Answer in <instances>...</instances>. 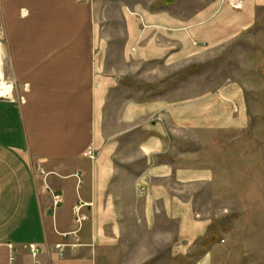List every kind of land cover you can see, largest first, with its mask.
<instances>
[{"label": "crops", "instance_id": "1", "mask_svg": "<svg viewBox=\"0 0 264 264\" xmlns=\"http://www.w3.org/2000/svg\"><path fill=\"white\" fill-rule=\"evenodd\" d=\"M0 28L13 86L0 98V264H189L193 250L220 264L205 203H236L238 187L264 202V0H0ZM242 43L243 78L213 92L126 95L137 67L183 69ZM224 235L234 257L264 251L263 226Z\"/></svg>", "mask_w": 264, "mask_h": 264}, {"label": "rangeland", "instance_id": "2", "mask_svg": "<svg viewBox=\"0 0 264 264\" xmlns=\"http://www.w3.org/2000/svg\"><path fill=\"white\" fill-rule=\"evenodd\" d=\"M149 0H145L148 2ZM163 1V0H160ZM178 1V0H176ZM221 1V0H220ZM188 3L193 7L200 4L203 0H182V3ZM4 36L0 28V49L2 50V71L4 68ZM245 54V46L229 48L225 47L209 59L203 62H192L183 69L160 68L159 70H151L148 66L137 67L138 75L130 76L126 80L130 90L126 91L127 97L142 102L154 99H169L170 101H183L207 94L216 90L220 85L229 79L243 78L240 69ZM4 74V71H3ZM4 79L5 74H4ZM9 82L8 80H6ZM11 83V82H10ZM12 84V83H11ZM133 87V88H131ZM255 132H264V125H255ZM239 175V174H238ZM239 182V181H238ZM246 190L248 194H246ZM260 189H244L237 188L236 203L229 204L225 197H221L217 203H205L207 206L206 218L211 220V228L216 232V236L223 248L221 249L220 264H232L233 260H243L247 254H256L263 257L264 251L258 252H241L234 257V252L229 251L228 235H224L228 228H246L248 226L254 231L264 227V202L261 201ZM225 200V201H223ZM231 215H225L227 213ZM244 215H257L255 220H245L241 217ZM241 216V217H240ZM176 224H173L175 228ZM264 237V235H263ZM243 239V237H241ZM254 243H259L262 239L260 236H254ZM257 249V246H255ZM197 252H190L189 264H196ZM256 259H260L257 257ZM264 259V258H263ZM235 264V261H233Z\"/></svg>", "mask_w": 264, "mask_h": 264}, {"label": "built area", "instance_id": "3", "mask_svg": "<svg viewBox=\"0 0 264 264\" xmlns=\"http://www.w3.org/2000/svg\"><path fill=\"white\" fill-rule=\"evenodd\" d=\"M80 3H91L93 0H77ZM87 156L90 157L91 159H95L97 156V153L94 151V149H89ZM144 189H141V192H143ZM61 201V197L59 195L55 196V205H58ZM82 205H78L75 207V221L78 225L82 224V220L81 217L79 215V212L81 210ZM68 235H65V237H67ZM66 247V245H58L56 248L57 250L60 251V254H63V250ZM31 255L33 256V258H37L38 254H39V248L35 245H31L28 247Z\"/></svg>", "mask_w": 264, "mask_h": 264}, {"label": "bare ground", "instance_id": "4", "mask_svg": "<svg viewBox=\"0 0 264 264\" xmlns=\"http://www.w3.org/2000/svg\"><path fill=\"white\" fill-rule=\"evenodd\" d=\"M2 51L0 49V98H9L13 94V86L10 82L4 79V74L2 71Z\"/></svg>", "mask_w": 264, "mask_h": 264}, {"label": "trees", "instance_id": "5", "mask_svg": "<svg viewBox=\"0 0 264 264\" xmlns=\"http://www.w3.org/2000/svg\"><path fill=\"white\" fill-rule=\"evenodd\" d=\"M169 2H170V3H174V2H176V0H169Z\"/></svg>", "mask_w": 264, "mask_h": 264}]
</instances>
